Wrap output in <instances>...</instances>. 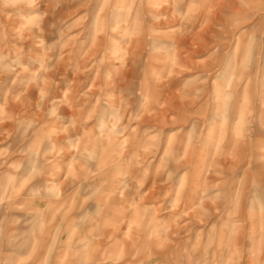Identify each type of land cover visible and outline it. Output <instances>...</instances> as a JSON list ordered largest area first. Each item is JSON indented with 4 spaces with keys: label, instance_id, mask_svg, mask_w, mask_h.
<instances>
[{
    "label": "rangeland",
    "instance_id": "obj_1",
    "mask_svg": "<svg viewBox=\"0 0 264 264\" xmlns=\"http://www.w3.org/2000/svg\"><path fill=\"white\" fill-rule=\"evenodd\" d=\"M0 264H264V0H0Z\"/></svg>",
    "mask_w": 264,
    "mask_h": 264
}]
</instances>
